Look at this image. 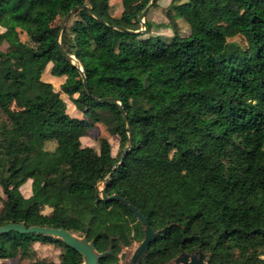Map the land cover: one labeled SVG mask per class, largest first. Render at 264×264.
<instances>
[{
	"label": "trees",
	"instance_id": "1",
	"mask_svg": "<svg viewBox=\"0 0 264 264\" xmlns=\"http://www.w3.org/2000/svg\"><path fill=\"white\" fill-rule=\"evenodd\" d=\"M109 2L99 11L92 0H0V226L51 220L96 249L112 237V254L98 262L112 264L121 238L134 226L143 231L120 201L100 199L97 183L111 172L107 193L161 229L140 264L198 249L206 264H264V0H169L165 23L148 19L155 0L145 32L170 28L168 40L128 31L140 28L150 0H122L118 17ZM84 4L92 13L80 8L61 28ZM48 64L81 118L42 79ZM122 112L131 144L113 169L128 143ZM97 122L118 138L117 153L106 137L82 142ZM40 125L49 127L51 147L19 135ZM41 202L50 218L37 214ZM35 241L58 247V260L36 257ZM16 256L30 264L81 260L59 239L0 233V259Z\"/></svg>",
	"mask_w": 264,
	"mask_h": 264
},
{
	"label": "rangeland",
	"instance_id": "2",
	"mask_svg": "<svg viewBox=\"0 0 264 264\" xmlns=\"http://www.w3.org/2000/svg\"><path fill=\"white\" fill-rule=\"evenodd\" d=\"M94 4L96 5L97 10H101L104 6L103 0H92ZM169 0H158L159 7L152 9L149 11L148 19H151L155 21L156 23H165L167 21L164 13H163V7H165L168 4ZM122 9V0H110L108 11L109 13L114 16L118 17L120 14V11ZM146 15V14H145ZM178 24L180 26L181 31L187 30V25L183 22L182 18L178 15L177 17ZM142 29V26L140 24V28L138 30ZM18 34L20 39L28 44L34 46V43L28 38L24 30L20 27L17 28ZM146 31V30H145ZM145 31H142L140 33H144L143 36L150 35H158L164 40H168L172 34V30L170 28L165 27H153L152 31L150 33H146ZM6 48V44L2 45V49L4 50ZM42 79L50 82L54 89L59 92L60 96L64 99L66 103V112L71 117H77L81 118L82 113L81 111L77 110L70 99L62 92L60 85L64 80V77H56L51 75L50 73V64H48L44 70V72L41 75ZM19 135L27 140H34L45 143L47 147H51L48 137H49V127L47 125H40V126H29L24 128L19 132ZM100 137H106L110 143L113 153H117L119 150L118 145V138L116 136L110 135L105 126L101 123H95L94 126L87 132L85 137L83 138L82 142L86 145L96 146V141ZM178 154V151L173 152V156ZM32 163L29 162L26 166V168L31 167ZM99 187H101V183L99 184ZM24 191V189H23ZM1 194V192H0ZM0 207H1V201H0ZM51 207L49 204L45 202H41L39 205V208L37 210V214L47 216L48 218L51 217ZM48 225H56L53 221L49 220L47 222ZM143 233L138 230L134 226V229L127 234H125L121 240H120V251L113 255L111 258L112 264H125L133 251V249L136 247V245L139 243V241L142 239ZM174 240H170V246L173 247ZM33 249L35 250V256L39 258H44L47 261L52 260L56 261L58 260V254L60 249L56 247L53 244H44L40 243L38 241L33 242L32 244ZM109 242L107 240H102L99 242L98 249L99 250H105L108 248ZM0 264H30L29 258H23L20 256H16L9 259H0Z\"/></svg>",
	"mask_w": 264,
	"mask_h": 264
},
{
	"label": "water",
	"instance_id": "3",
	"mask_svg": "<svg viewBox=\"0 0 264 264\" xmlns=\"http://www.w3.org/2000/svg\"><path fill=\"white\" fill-rule=\"evenodd\" d=\"M155 0H150L149 4L145 7V9L142 11L139 22L142 26V29L130 31L129 32H136L140 33L142 31L146 30V26L144 23V16L146 12L148 11L149 7L153 4ZM80 8L87 9L90 13H92L90 7L87 4H84L82 6H76L69 10L66 15L64 16L61 24V28H64L66 23L69 20L70 15L75 12L76 10ZM101 22H103L100 19ZM121 30H125L123 27H118ZM57 44L59 47V50L61 54L66 59H74L73 55H69L63 51V49L60 47L59 39H57ZM83 85L86 91L87 90V84L85 82V77L82 71V68H78ZM108 100H114V98H105ZM97 101H100L101 99H96ZM119 105V109L122 111L120 103L117 102ZM123 118L126 121V125L128 127V143L124 147L123 151L121 152L120 160L113 166V169L119 165L121 162V159L128 149V147L131 144L130 139V126L129 123L126 120L125 114L122 112ZM111 172L107 173L102 180H100L97 183V192L101 200L107 201V200H117L120 201L135 217L136 221L139 222V224L142 227L143 231V237L139 241V243L136 245V247L133 249L129 260L125 264H140V262L143 260V258L146 256L148 248L150 243L155 239L156 235L160 232L161 229L154 230L147 219L145 215H143L135 206H133L127 199L120 196L117 193H111L108 194L106 191L107 184L110 180ZM101 183V187H99V184ZM9 231H14L17 233L22 234H35V235H43L47 237H51L53 239H59L67 246L71 247L75 251H77L80 254L81 260L78 264H98L99 260L106 255H111V246L108 247L105 250H98L96 249L93 240H88L86 235H77L76 233L70 232L67 229L61 227V226H54V225H28L25 226L23 223H15V222H9L4 225L0 226V233H5ZM112 237L109 238V243L111 242ZM206 264L204 254L201 252V250H195L193 252H185L180 251L178 255L173 257L167 264Z\"/></svg>",
	"mask_w": 264,
	"mask_h": 264
},
{
	"label": "flooded vegetation",
	"instance_id": "4",
	"mask_svg": "<svg viewBox=\"0 0 264 264\" xmlns=\"http://www.w3.org/2000/svg\"><path fill=\"white\" fill-rule=\"evenodd\" d=\"M111 245H110V243H109V246L108 247H110ZM107 249V248H106ZM176 255H178V253L177 254H175L173 257H175ZM173 257H171L168 261H166L164 264H167ZM171 264H174V263H171Z\"/></svg>",
	"mask_w": 264,
	"mask_h": 264
}]
</instances>
